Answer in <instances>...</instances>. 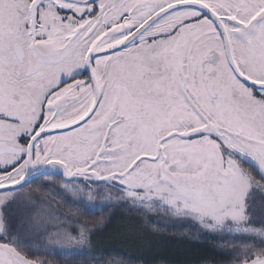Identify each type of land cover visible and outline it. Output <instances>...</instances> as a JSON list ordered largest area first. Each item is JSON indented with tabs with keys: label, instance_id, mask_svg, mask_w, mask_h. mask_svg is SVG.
<instances>
[{
	"label": "snow or ice",
	"instance_id": "1",
	"mask_svg": "<svg viewBox=\"0 0 264 264\" xmlns=\"http://www.w3.org/2000/svg\"><path fill=\"white\" fill-rule=\"evenodd\" d=\"M49 174L235 226L264 264V0H0V209ZM52 239L89 251L86 226ZM34 251L0 212V264Z\"/></svg>",
	"mask_w": 264,
	"mask_h": 264
},
{
	"label": "rangeland",
	"instance_id": "2",
	"mask_svg": "<svg viewBox=\"0 0 264 264\" xmlns=\"http://www.w3.org/2000/svg\"><path fill=\"white\" fill-rule=\"evenodd\" d=\"M50 181L44 184L43 192L39 188L35 190L36 186L32 190L33 196L25 194L20 200L6 209H0V212H5L14 217L12 224L16 227L29 226L26 237L31 240L33 238L36 241L44 242V246L47 248L45 251H49V255L53 257H69L70 255H77L79 253L69 254L67 252L55 251L54 237L58 232L71 233L73 230L83 229L86 226V231L89 234L88 242L83 245H74L77 248H84L91 250L102 251H125L133 252L132 249L137 246L139 248L148 245V241H155L160 244L164 243L162 240L163 235L166 234L167 226H171L177 220L172 212L167 208L153 205L151 207H140L139 205L133 207L130 201H126L122 193L117 191L113 187L106 185H100V192H96V185H93L92 192L89 195L87 189L83 192L75 191L73 185L81 184V181L69 182L62 179H51L45 177L43 181ZM41 187V186H40ZM30 190V189H29ZM26 192V191H23ZM40 196V198H39ZM81 197L84 198V203H81ZM254 205L252 211L255 214L264 212V193L260 191L254 192ZM125 206L126 208H121ZM110 208H121L111 209L107 219L100 220L98 222H92L89 217L104 212L105 209ZM135 209L136 212L143 213L147 212L154 216L157 215L159 218H155L158 221H151L148 216H138L137 218L127 219L129 210ZM36 211V212H35ZM187 221V220H184ZM150 223L153 224L154 230L159 231H148ZM167 223V226H166ZM163 224V225H162ZM199 225L207 232L216 234L224 233L228 236L237 237L238 242H235L233 246L235 248H243L245 240L238 233V230L233 227V231L230 233L227 229L224 231H212ZM259 229V228H257ZM33 231L34 234H33ZM126 233L125 239L121 242L120 234ZM155 232V233H154ZM72 234V233H71ZM159 234L158 240H150L151 237ZM76 235V234H72ZM165 236V235H164ZM142 240L145 242L144 245H139L137 242ZM233 241V240H232ZM231 241V242H232ZM249 243L251 241H248ZM122 251V252H123ZM108 264H120L117 262Z\"/></svg>",
	"mask_w": 264,
	"mask_h": 264
},
{
	"label": "trees",
	"instance_id": "3",
	"mask_svg": "<svg viewBox=\"0 0 264 264\" xmlns=\"http://www.w3.org/2000/svg\"><path fill=\"white\" fill-rule=\"evenodd\" d=\"M121 208L126 207L121 206ZM121 208L105 209L104 212L94 214L90 216L89 219L92 222L107 219L111 209ZM250 215L253 216L255 221L264 219V212L258 214L250 212ZM138 216H140V218H142V216H148L151 221H158L155 218H159V216L155 214L153 216L145 212L142 215L136 212L135 209H132L129 210L127 219H135ZM250 226L260 228V223H254ZM166 230V234L161 233L163 236L160 237L164 241L163 244L153 241L155 239L158 240L160 236L156 234L150 238L153 243L148 241L147 246H145V242L139 240L137 244L144 245L145 248L136 246L134 250L132 249V253L128 250H122L123 252L118 250H101V252L91 250L83 254L70 255L67 257L66 262L70 264H108L112 263V261L120 264H236V258L239 252H233L232 250L236 249L233 245L235 242H238L237 237L231 238L224 233L216 234L207 232L199 225L184 220H177L171 226H167ZM148 231L159 232L154 230L152 223H150ZM34 232L35 231H33V234ZM71 233L77 234V231L73 230ZM120 236L122 242L123 239H125L126 233L122 232ZM33 241L35 242L36 239Z\"/></svg>",
	"mask_w": 264,
	"mask_h": 264
},
{
	"label": "flooded vegetation",
	"instance_id": "4",
	"mask_svg": "<svg viewBox=\"0 0 264 264\" xmlns=\"http://www.w3.org/2000/svg\"><path fill=\"white\" fill-rule=\"evenodd\" d=\"M45 177H49L51 179H62L60 176L58 175H46L44 177H42L41 179H38V180H33L31 181L30 183H28L27 185H25L24 189L22 191H26V192H23L24 194H27L28 196H33V191L32 190L34 188V186H36L35 190H39V188L42 190L43 189V179ZM63 180V179H62ZM41 186V187H40ZM30 189V190H29ZM43 192V190H42ZM25 196V195H24ZM23 196V197H24ZM40 198V196H39ZM9 219L11 220V222L15 221L14 220V217L9 215ZM16 227V226H15ZM18 228V227H17ZM20 228V227H19ZM31 228L29 226H24L23 227V231L24 233L26 234L28 231V229ZM29 240V239H28ZM29 243L31 244L32 248L35 249L34 251V256L36 258H39V259H46L48 260L49 264H70V263H67V257H61V256H58V257H53L51 255H49V251H45V249L47 248L46 246H44V242H39V241H33V238L31 240H29Z\"/></svg>",
	"mask_w": 264,
	"mask_h": 264
},
{
	"label": "water",
	"instance_id": "5",
	"mask_svg": "<svg viewBox=\"0 0 264 264\" xmlns=\"http://www.w3.org/2000/svg\"><path fill=\"white\" fill-rule=\"evenodd\" d=\"M49 175H52V174H49ZM60 176L63 180H66V181H69L67 178H65L63 175H58ZM76 181H79V180H75V181H69V182H76Z\"/></svg>",
	"mask_w": 264,
	"mask_h": 264
}]
</instances>
